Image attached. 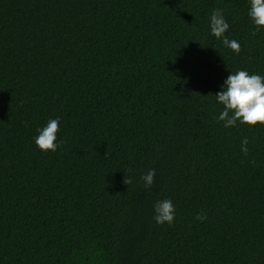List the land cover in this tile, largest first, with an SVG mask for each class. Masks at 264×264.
<instances>
[{"label": "trees", "instance_id": "1", "mask_svg": "<svg viewBox=\"0 0 264 264\" xmlns=\"http://www.w3.org/2000/svg\"><path fill=\"white\" fill-rule=\"evenodd\" d=\"M217 8L238 55L211 34ZM249 9L0 0V264H264V125L225 128L214 96L264 76ZM52 119L60 147L41 151ZM164 199L171 225L153 218Z\"/></svg>", "mask_w": 264, "mask_h": 264}, {"label": "clouds", "instance_id": "2", "mask_svg": "<svg viewBox=\"0 0 264 264\" xmlns=\"http://www.w3.org/2000/svg\"><path fill=\"white\" fill-rule=\"evenodd\" d=\"M249 16L252 19L256 30L264 27V0H250ZM211 34L222 40L223 44L230 48L237 55L241 51L238 41L230 40L225 34L229 29L223 11L217 8L210 17ZM222 90L214 96L218 103L222 104L223 111L219 115V121L224 122L225 128L234 127L239 121L241 124L256 126L264 125V76L252 74L245 70L231 73ZM35 143L41 151H56L60 145L56 143L59 131V119L50 120L43 129H38ZM248 140L245 138L241 143V151L248 155ZM155 169L150 170L141 179L144 181L145 189H151L155 183ZM124 183H131L125 175ZM154 220L157 224L165 223L171 225L174 222L176 209L171 199L157 201L154 205ZM196 219L203 222L207 219L205 214H198Z\"/></svg>", "mask_w": 264, "mask_h": 264}]
</instances>
